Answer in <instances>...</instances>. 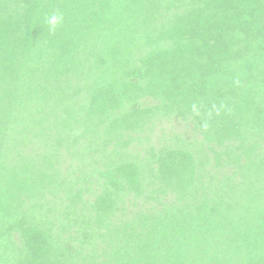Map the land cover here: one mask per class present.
<instances>
[{
  "label": "trees",
  "instance_id": "16d2710c",
  "mask_svg": "<svg viewBox=\"0 0 264 264\" xmlns=\"http://www.w3.org/2000/svg\"><path fill=\"white\" fill-rule=\"evenodd\" d=\"M0 264H264V0H0Z\"/></svg>",
  "mask_w": 264,
  "mask_h": 264
},
{
  "label": "rangeland",
  "instance_id": "374dc122",
  "mask_svg": "<svg viewBox=\"0 0 264 264\" xmlns=\"http://www.w3.org/2000/svg\"><path fill=\"white\" fill-rule=\"evenodd\" d=\"M164 120V119H163ZM192 126H193V123L192 122H190L186 127H185V123H184V121H182L181 119H173L172 120V118H171V120L169 119V120H164V121H162L161 120V122H159L155 127H154V130H153V132L151 133H149L150 134V136L152 137V144L153 145H155L156 147L159 145V142L161 143H163V141H167V140H170V136H172L173 135V132H178V133H181L182 135H184L185 137H187L188 139H194V138H197V139H199V140H201V138H202V135L201 134H199V133H197V132H195L193 129H192ZM171 131H172V134H171ZM149 131H148V128H146V130H145V132H144V134H147ZM138 141H135V142H133L130 146H129V149L130 150H135V149H138V150H140V151H144V148L146 147V146H148L147 144L148 143H145V144H140V143H137ZM76 161H74V163L72 164L71 163V165H72V169H74L75 168V166H76ZM65 164H70V162L69 161H67ZM93 179H95V178H93ZM96 182H99V180H97ZM92 189L93 190H91V192H85L84 193V197L85 198H89V199H94V197H95V194L96 193H98L99 191H100V186H99V184L98 183H93V185H92ZM48 198H51V196L50 195H48ZM133 199V195L131 194L130 196H128L127 197V199H126V206H127V208L128 209H130V210H134V209H136L138 206H134L133 204H132V200ZM164 199L165 200H167V201H171V200H173L174 199V194H171V193H168V194H166L165 196H164ZM138 201L140 202L139 204H141L142 203V201H143V199L142 198H138ZM145 202V201H144ZM138 204V205H139ZM144 205L146 206V207H150V206H152V205H156V201H154V200H151V201H147V202H145L144 203ZM102 248V247H101ZM100 248V249H101ZM99 249V250H100Z\"/></svg>",
  "mask_w": 264,
  "mask_h": 264
},
{
  "label": "clouds",
  "instance_id": "9594fccd",
  "mask_svg": "<svg viewBox=\"0 0 264 264\" xmlns=\"http://www.w3.org/2000/svg\"><path fill=\"white\" fill-rule=\"evenodd\" d=\"M64 19H65L64 13L59 10L48 15L45 18V22L48 27V30L54 33L57 30V28L64 23ZM192 107H193V111H196V105H193Z\"/></svg>",
  "mask_w": 264,
  "mask_h": 264
}]
</instances>
